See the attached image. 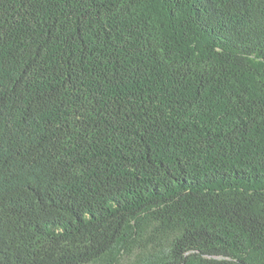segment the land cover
<instances>
[{"label": "trees", "instance_id": "1", "mask_svg": "<svg viewBox=\"0 0 264 264\" xmlns=\"http://www.w3.org/2000/svg\"><path fill=\"white\" fill-rule=\"evenodd\" d=\"M0 264H264V0H0Z\"/></svg>", "mask_w": 264, "mask_h": 264}]
</instances>
